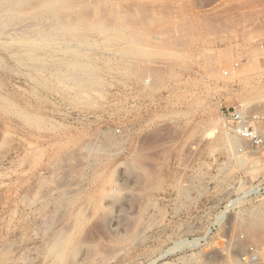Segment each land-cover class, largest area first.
Masks as SVG:
<instances>
[{
    "label": "rangeland",
    "instance_id": "rangeland-1",
    "mask_svg": "<svg viewBox=\"0 0 264 264\" xmlns=\"http://www.w3.org/2000/svg\"><path fill=\"white\" fill-rule=\"evenodd\" d=\"M263 16L0 0V264H242L262 246L264 151L221 112L264 114Z\"/></svg>",
    "mask_w": 264,
    "mask_h": 264
},
{
    "label": "built area",
    "instance_id": "built-area-1",
    "mask_svg": "<svg viewBox=\"0 0 264 264\" xmlns=\"http://www.w3.org/2000/svg\"><path fill=\"white\" fill-rule=\"evenodd\" d=\"M225 127L232 135L246 140L255 149L264 151V114L247 112L246 108L226 109L221 112ZM242 264H264V244H248L241 256Z\"/></svg>",
    "mask_w": 264,
    "mask_h": 264
},
{
    "label": "crops",
    "instance_id": "crops-1",
    "mask_svg": "<svg viewBox=\"0 0 264 264\" xmlns=\"http://www.w3.org/2000/svg\"><path fill=\"white\" fill-rule=\"evenodd\" d=\"M257 19V23H258V31H257V34H256V43L259 45H262L264 46V16L261 17V18H256ZM209 28V30H211V26L210 24L207 26ZM215 34H219V31H216ZM221 38H224L223 36L222 37H219V39Z\"/></svg>",
    "mask_w": 264,
    "mask_h": 264
},
{
    "label": "bare ground",
    "instance_id": "bare-ground-1",
    "mask_svg": "<svg viewBox=\"0 0 264 264\" xmlns=\"http://www.w3.org/2000/svg\"><path fill=\"white\" fill-rule=\"evenodd\" d=\"M236 143H237V142H236ZM240 152H242V150H241Z\"/></svg>",
    "mask_w": 264,
    "mask_h": 264
}]
</instances>
